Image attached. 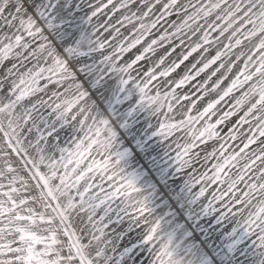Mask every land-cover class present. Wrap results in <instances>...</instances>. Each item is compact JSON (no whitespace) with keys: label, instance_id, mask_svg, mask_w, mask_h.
Returning <instances> with one entry per match:
<instances>
[{"label":"snow or ice","instance_id":"1","mask_svg":"<svg viewBox=\"0 0 264 264\" xmlns=\"http://www.w3.org/2000/svg\"><path fill=\"white\" fill-rule=\"evenodd\" d=\"M185 256L264 264V0H0V264Z\"/></svg>","mask_w":264,"mask_h":264},{"label":"rangeland","instance_id":"2","mask_svg":"<svg viewBox=\"0 0 264 264\" xmlns=\"http://www.w3.org/2000/svg\"><path fill=\"white\" fill-rule=\"evenodd\" d=\"M161 119H163V117H161ZM176 119L179 120L180 117L177 116ZM152 123L155 125V124L157 123V120H156V119H153V120H152ZM178 135H182V134H178ZM173 139H175V138H173ZM180 142L183 143V141H180ZM166 143H171V141H167ZM172 149L175 150V151L172 152L173 155H175V152H176V151H179V149H176V145H175V144H172ZM151 152H152V154H153L154 156H157V157L162 156V149H161L160 146H159L158 144H156V143H153V144H152ZM97 159H99V157H97ZM201 171H204V169H201ZM185 178H187V177H186V174H185ZM181 182H182V180H177V181H175V184H176V185H179V183H181ZM201 186H203V185H202V184H201V185H197L196 188L193 189V193L199 191V188H200ZM241 187H243V185H241ZM210 191H211V190H210ZM210 198H211V197H210V192H209V193H206V194H205V198H202V201H203V202H206L207 199H210ZM238 207H240V206H238ZM247 211H248V210L246 209L241 215H239V216H237V217H232V223H231V224H229L228 221H225V222H224L225 225H228V227H227L225 230H230V228H231L232 226H235V221H236L237 219H239V220L241 221V223H242L243 220H244V218L247 216ZM105 231H106V232H109L110 229H106ZM97 234H99V233H97ZM108 238H109V237L105 236L103 239H108ZM213 239H215V237H213ZM252 240H256V237H255V236H252L251 239L248 241V243H251ZM197 242H199V234H197ZM101 246H103L102 241H101ZM109 254H112V253H109ZM112 255H114V254H112ZM189 259H192V257H190V256H185V257H184V260H185V261H187V260H189Z\"/></svg>","mask_w":264,"mask_h":264},{"label":"clouds","instance_id":"3","mask_svg":"<svg viewBox=\"0 0 264 264\" xmlns=\"http://www.w3.org/2000/svg\"><path fill=\"white\" fill-rule=\"evenodd\" d=\"M181 264H187V261L183 260V261L181 262Z\"/></svg>","mask_w":264,"mask_h":264}]
</instances>
